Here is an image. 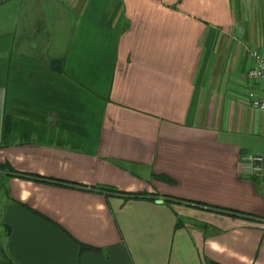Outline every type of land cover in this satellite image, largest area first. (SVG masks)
<instances>
[{"label":"crops","instance_id":"crops-1","mask_svg":"<svg viewBox=\"0 0 264 264\" xmlns=\"http://www.w3.org/2000/svg\"><path fill=\"white\" fill-rule=\"evenodd\" d=\"M252 50L264 0H0V264H264Z\"/></svg>","mask_w":264,"mask_h":264},{"label":"built area","instance_id":"built-area-1","mask_svg":"<svg viewBox=\"0 0 264 264\" xmlns=\"http://www.w3.org/2000/svg\"><path fill=\"white\" fill-rule=\"evenodd\" d=\"M254 64L247 71V77L250 80L258 82L257 91H248L246 99L248 104L264 112V55L256 50L250 52ZM242 166L249 174L264 179V156L256 154H247L244 156Z\"/></svg>","mask_w":264,"mask_h":264},{"label":"trees","instance_id":"trees-1","mask_svg":"<svg viewBox=\"0 0 264 264\" xmlns=\"http://www.w3.org/2000/svg\"><path fill=\"white\" fill-rule=\"evenodd\" d=\"M51 65L53 68L56 69L57 67H60L61 63H60V61H53ZM99 188L102 189L103 191L110 193V194H118V195H122L126 198H146V195H144V194H137V193L126 194V193H123L121 191L115 190L113 188H105V187L104 188L99 187ZM178 201L185 202L186 204H189L192 206L207 208L210 210L226 213L229 215H234V216H238V217H245V218H253L249 214L243 213L241 211L233 210V209H227V208H223V207H219V206L208 205L205 203H201V202H197V201H191V200L178 199ZM89 248H91V247H89ZM208 264H219V263H217L215 261H209Z\"/></svg>","mask_w":264,"mask_h":264}]
</instances>
